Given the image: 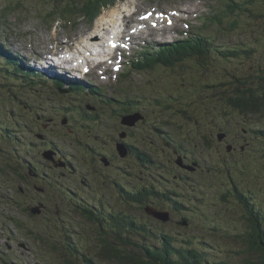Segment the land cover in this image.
I'll use <instances>...</instances> for the list:
<instances>
[{
  "label": "rangeland",
  "instance_id": "obj_1",
  "mask_svg": "<svg viewBox=\"0 0 264 264\" xmlns=\"http://www.w3.org/2000/svg\"><path fill=\"white\" fill-rule=\"evenodd\" d=\"M102 1L105 5L95 13L90 9L94 7L91 0H64V6L52 10L53 0H0V45L16 60L14 69L0 54V158L9 160L5 163L0 159V164L10 171L5 177L0 175V195H3L0 198V264H67L66 259L71 260L73 252L68 250L66 235L80 253L90 256L96 263L113 264L96 258L97 230L78 213L80 207L91 208L101 195L99 179L103 186L108 184L112 188V205L116 212L130 213L131 209L117 201L118 188L133 187V180L137 181L136 176L141 173L148 178L161 179L166 189L182 197L171 195L180 204L178 210L170 212V203L160 209L170 212V220L168 216L166 222L144 215L139 209L132 211L136 215L132 212L129 215L138 224L145 223L148 231L145 238L131 231L133 241L160 246L153 236L166 234L178 242L172 247L196 249L204 254L207 261L203 264H245L249 254L243 238L249 224L231 193L239 196L243 192L264 215V150L261 153L264 140L258 139L255 130L249 131L251 128L264 130V121L253 116L244 122L245 127L241 126L238 114L231 112L225 116L229 109L219 98L212 99L214 91L205 87L211 86L213 81L225 82L229 70L247 76L251 75L247 72L262 67L264 9L256 7L257 0ZM50 10L54 20H58L56 23L52 18L44 19ZM148 11L152 12L151 16L161 12L165 15L161 27L154 29L149 25L153 19L143 17ZM72 14L77 15L67 21L61 19V16L65 19ZM167 21L170 27L165 25ZM193 32L211 39L217 48L238 50L242 59L225 62L218 59L219 65L210 64L207 70L198 68L193 57L173 67L160 66L144 72L129 67L130 60L142 49L185 39ZM107 35L123 43L126 38L129 41L119 46L123 57L116 53L113 58L112 53L108 65L102 66L99 61ZM91 36H96V42L89 39L84 42V37ZM97 42L102 44L100 53L90 58L98 62L95 64L88 59L92 74L87 76L83 71L86 60L80 55L83 50L94 52L99 46ZM71 48L75 49L69 59L75 54L77 60L84 63L82 68L76 66V62L68 66L66 59L57 56L51 60L54 51L63 49L62 53L66 54ZM200 51L206 53L203 47ZM37 60L54 66L48 68L47 65L42 70L49 78L52 69L55 76L67 80L64 75L57 74L58 71L65 74L55 66L62 67L72 83L80 81L99 86L102 96H94L91 91L87 95V90L71 92L70 89L59 94L55 80L42 77L41 81L37 69H29L36 63L42 69ZM8 66L16 72L10 74V70H5ZM223 90L225 87L217 88L218 92ZM138 98L143 102L136 111L143 114L144 121L138 120L133 126L122 125L121 119L132 113L130 102H137ZM117 101L122 104L128 101L124 106L129 110L123 111L124 106L121 111L115 110V105L119 109L121 106ZM82 111L86 118L80 115ZM235 129H239L242 141L235 148L230 144L225 149L224 138L219 140L216 134L234 133ZM123 143L137 146L141 153L145 145H149L146 149L154 165L144 167L133 155H127L128 159L118 156L117 145ZM176 144L183 146L186 155L182 165L195 163L196 172H187L173 163L172 150H176ZM50 151L54 162L64 166L55 169L52 162L42 157L44 152ZM106 155L109 158L104 157ZM233 161L246 163L252 170L238 176L233 169L227 170ZM66 163L75 173L68 170L70 176L61 177L59 172L67 170L64 169ZM28 170L29 174L37 173V183L46 182L47 175L50 176L47 180L53 183H41V187L35 188L42 192V195L36 194V198L47 204L41 213L28 212L35 201L20 193L34 182ZM95 171L105 176H92ZM209 172L212 176L207 175ZM17 173L24 175L23 181ZM83 180L91 186L87 191ZM64 187L75 193L72 202L67 199V190L61 191ZM75 190L87 203L78 198ZM27 193L30 196L36 192ZM222 194L224 199H221ZM75 257L74 264H84L80 255Z\"/></svg>",
  "mask_w": 264,
  "mask_h": 264
},
{
  "label": "trees",
  "instance_id": "obj_2",
  "mask_svg": "<svg viewBox=\"0 0 264 264\" xmlns=\"http://www.w3.org/2000/svg\"><path fill=\"white\" fill-rule=\"evenodd\" d=\"M63 1L64 0H53L51 10L64 6L65 4ZM257 2L256 7L264 9V0H257ZM91 3L94 7L90 9H93L95 13L100 7L105 5L102 0H91ZM90 9L88 8V10ZM51 10L44 15V19L48 20L52 18L53 21H55L53 14H51ZM72 10L73 12L75 11L74 6ZM255 13L260 15L257 11ZM54 15L58 16V13L54 11ZM75 15L77 14H72L70 15L71 17L69 16L65 19L64 16H61V19L63 21H67V19L70 20ZM201 47L206 50V53L202 54L200 51ZM0 54L1 58L5 59L8 64L11 63L14 66V69H16V60L13 54L5 48V46L3 47L0 45ZM239 56L240 54L238 50H231L228 48L222 50L217 48L211 39H206L205 36L193 33V35L187 37L186 40H178L157 48L147 50L143 49L129 64L131 69L138 72H144L152 68L156 69L160 66L165 68L173 67L175 63L190 60V57H193L198 62V68L200 67L202 70H207L209 66H212L210 64H218V59H221L222 62L230 61L232 59H242ZM261 63L262 67L259 66L255 72H247L251 75L245 76L243 72L236 74L230 73L231 70H229V72H227L228 78L225 82L222 83L213 81L211 86L206 85L205 87L207 90L214 91L211 95L212 99L219 98L220 103L226 105L229 109V111L225 112L224 115H230L231 112L237 113L242 120L240 125L243 127L246 126L244 122H247V120L253 116H256V118L264 121V60H261ZM223 67L225 68V66ZM10 68L11 66H8L5 70L7 69L9 71ZM9 72L10 74H14L16 70H13L12 68ZM6 73L8 74V72ZM218 87H225V90L218 92ZM218 93L220 94V97H216V94ZM177 113L184 114L183 111H177ZM80 115H82L83 118H86V113L84 111H82ZM141 121H144V118H142ZM252 130H255L259 140H264L263 129H249V131ZM220 134L224 135L223 138L225 143L228 146L232 144L234 148L242 141L243 138L242 135L239 134V129H235L234 133L229 134L220 132L216 134V136ZM236 138L238 140L234 141ZM124 146L127 150V155H133L135 159L142 162V166L147 167L149 164L154 165L155 162L150 161L151 158L148 155L149 149H146L149 145H145L144 153H141V150H139L137 146L133 147L134 145L132 146L128 144H124ZM261 146L264 147V145ZM179 149L180 148L176 145V150ZM230 153L233 155L237 154L235 151H231ZM124 158L128 159V156ZM1 160L5 163L6 161L9 163V160ZM192 164H194V170L191 172H196L197 166L195 163ZM238 164L239 163H236V161H233L231 166L227 167V170L230 171L233 169L234 173L238 176L249 173L252 170V166L247 165L246 163L241 162L239 165ZM210 172H212L213 175L215 170L213 169ZM210 172L207 173L208 176H212ZM8 173H10V171L6 169V166L4 164H0V175L5 177ZM17 175L20 180H24L23 174L17 173ZM145 175V173H141L140 176H136L137 181L135 179L133 180L135 181L133 187L128 189L119 187L117 201L125 204V208L131 209V212L136 209H139L140 211L142 210L144 215H147L145 213L146 207H151L156 211L163 212V210L160 209L163 208L165 203L171 204L169 206L170 212L178 210L180 204L171 198V195L182 196L176 195L172 192V190L166 189L163 184H161V179H152V177L148 178ZM167 181L169 182V179ZM231 196L233 200L239 203L238 205L244 216H247L246 222L249 224L243 238L245 241V248L249 254V257L245 258V264H264V215L260 213V207L254 202H250L249 199L245 197L243 192L239 196L231 193ZM2 197L3 195H0V198ZM110 197L112 198L111 195ZM221 199H224L223 194L221 195ZM8 203H11V201L8 200ZM100 205L103 204L99 201L91 206L90 209L81 210V213L79 212L78 214L81 215L85 221L91 222L97 230V240L99 245L97 246L95 255L96 258L101 261L112 262L113 264H203L207 261L206 256L196 249L193 250L191 248H184L183 250H178L177 248L172 247L173 245H178V242L166 234H160L159 237L153 236L158 240L160 246H151L145 243H142L141 245L138 244L133 241L131 231L138 236L143 237L144 235L145 238V235L148 234L145 223L140 225L135 222L134 218L131 216L132 214L136 215L133 212L132 214L131 212H116L117 210L115 207L109 209L104 205L100 207ZM98 207L100 208L98 209ZM166 212L170 217V212L167 210ZM66 236L67 238H65V240L68 241V250L73 252V257H71L72 259H66L67 264H74L76 258L75 255H80L84 264H99L96 263V261L90 256L80 253L76 247L73 246L75 244L71 241V238L68 235ZM61 254L63 255L64 252H61Z\"/></svg>",
  "mask_w": 264,
  "mask_h": 264
},
{
  "label": "bare ground",
  "instance_id": "obj_3",
  "mask_svg": "<svg viewBox=\"0 0 264 264\" xmlns=\"http://www.w3.org/2000/svg\"><path fill=\"white\" fill-rule=\"evenodd\" d=\"M119 18V17H118ZM120 28V27H119ZM102 37H104L103 35H102ZM105 38V37H104ZM87 39H89L88 41H90V42H96V40L95 39H97L96 38V36H91V37H89V38H85L84 37V42L85 41H87ZM111 40L113 41V40H117L114 36H112V38H111ZM98 43V45L99 46H97L96 48H95V51L94 52H92V51H89V50H86V51H84L83 49V51L81 52V53H83L84 55H82V57L86 60V67H88L89 66V64L87 63V61H88V59H91L90 57L91 56H94L95 54H99L100 53V48H102V44H100V42H97ZM109 43H110V35H107L106 36V39L105 40H103V44H104V52H103V55H102V57H101V60H100V64L102 65V66H105V65H108V59H110V55L113 53V50H112V47H111V45H109ZM89 45H91L90 43H88ZM89 45H85L86 47L87 46H89ZM92 54V55H91ZM67 55V56H66ZM74 55V59L72 58V59H69V57H71L72 56V52L69 50L66 54H65V56H63V57H61V59H66L67 60V65L68 66H70L71 64H75V62H76V66H78L79 68H82L83 66H84V63L82 62V61H79V60H77V57L75 56V54H73ZM80 55V53H78L77 54V56H79ZM47 56H48V54H47ZM89 57V58H88ZM98 57V56H97ZM49 58V57H48ZM58 58H60V57H58ZM77 60V61H76ZM91 60H93V62H95V64H97V62H98V59H96L95 58V60L94 59H91ZM38 62H39V64H42L41 65V79H42V81L44 80L42 77H44V78H46V79H48V81H54L55 80V85H58V87H59V94H64L65 92H64V89L65 90H80L81 88H83V86H85V84H88L89 86H90V88H91V90L94 92V94H95V96H102V93H101V90H100V88H99V86H94L93 84H90V83H87V82H85V83H79L80 81H76V82H74V83H72L70 80H71V77L70 76H68L67 75V72L62 68V67H58V66H55L56 68H60L63 72H65V74L64 73H61L60 71H58L57 72V74L59 73L60 75L62 74V75H64L65 76V78L67 79V80H64V78L62 77V76H55V72H54V70H52V69H50L49 70V73H51L52 74V77H48V76H46L47 74L46 73H44V71H42L43 69H45V67L47 66V65H49V63H47V62H43V61H41V60H37ZM50 61V60H49ZM37 65H38V63H37ZM56 65V64H55ZM48 68H54V66H51V65H49V67ZM80 70V69H79ZM46 71V70H45ZM122 75H123V73H121ZM43 75V76H42ZM75 75H73L72 77H74ZM123 77H125V76H123ZM50 79V80H49ZM77 79V78H76ZM69 80V81H68ZM66 81V82H65ZM85 95V94H84ZM121 97V96H120ZM129 98V97H128ZM131 99H128V101H130ZM138 100L139 101H137V102H130L131 103V105H130V103H129V105H130V108L131 109H133L132 110V113H130L129 115H127V116H133V117H135L136 116V114L137 115H139L140 116V118H139V120H141L142 118H144V116H143V114H141V112H138V111H136L137 109H138V106L140 105V103L141 102H143L142 100H140V98H138ZM128 101H125L123 104L122 103H119L118 101H117V103H119L121 106H120V109L119 108H117L116 107V105H115V110H119V111H121V107L122 106H124ZM148 101V100H147ZM97 102V101H96ZM101 101H99L98 103H100ZM116 102V101H115ZM102 103H104L105 105H106V103L107 102H104L103 101V97H102ZM136 103H138V104H136ZM160 103V102H159ZM135 108H134V107ZM64 109H65V107H63ZM123 111H126V110H129V109H126V107L124 106L123 108ZM112 110V109H111ZM135 111V112H134ZM111 112V111H110ZM127 116H124V117H127ZM123 117V118H124ZM142 117V118H141ZM103 121V120H102ZM121 121H122V119H121ZM121 121H120V123H121ZM122 124V123H121ZM123 125V124H122ZM166 149H167V147H166ZM156 155V154H155ZM172 155H174L175 156V159L174 160H176V159H178V158H181L182 157V155H180V153L179 152H177V150H172ZM152 160V159H151ZM148 216V215H147ZM151 217V216H150ZM153 218V217H152ZM169 220H170V217H169Z\"/></svg>",
  "mask_w": 264,
  "mask_h": 264
},
{
  "label": "flooded vegetation",
  "instance_id": "obj_4",
  "mask_svg": "<svg viewBox=\"0 0 264 264\" xmlns=\"http://www.w3.org/2000/svg\"><path fill=\"white\" fill-rule=\"evenodd\" d=\"M104 157H107V158H109L107 155L106 156H104ZM111 163V162H110ZM112 164V163H111ZM110 166H112V165H110ZM56 169V168H55ZM64 169H67L66 171L64 170V172H59V176H61V177H64V176H66V177H69L70 175L68 174V172L70 171L69 169H68V167H67V163H66V166L64 167ZM69 170V171H68ZM29 172H30V170H28V176H30V177H32V179H33V181L34 182H32L31 184H29V186H27V188H25V189H22V192H20L21 194H24V196H27V199H29V200H31V201H35V202H33V206H35V205H38V204H43V206H42V209H41V212L44 210V209H46V207L47 206H45V205H47L46 204V202L45 201H43V200H40V199H37L36 198V194L38 195H42V192H38V191H36L37 189H35L36 187H41L40 186V184L41 183H46L47 185L49 184V185H52L53 183L52 182H50L49 180H47V178H49L50 176H48L47 175V177H46V179H45V181L46 182H38L37 183V181H38V178H37V173H31V174H29ZM70 173H75L74 171H70ZM80 175V174H79ZM92 176H95V177H97V178H101L102 176H105L103 173L101 174V172H99V171H95L94 172V174L92 175ZM73 178H76V182L77 183H79L78 182V177H76V176H74ZM80 179V178H79ZM100 181L98 182V192L99 191H101V195H102V197H101V195H99V198L97 197L96 198V200H95V202L93 203V204H91V205H94V204H96V203H98L99 201L105 206V207H108L109 209L110 208H113V205H112V198L110 197V195L112 194L111 193V190H112V188L111 187H109L108 186V184H107V186L105 187V186H103V183H102V179H99ZM83 181H85V189H86V191H87V189L89 190L90 188H91V186H89L88 185V181L87 180H83ZM82 181H80V183H81ZM27 183H28V180H27ZM89 186V187H88ZM114 186H115V184H114ZM88 187V188H87ZM29 188H31V189H29ZM76 189H78L77 187H76ZM84 189V190H85ZM24 190V191H23ZM32 190L34 191V192H36L35 194H31L30 196H28V194L29 193H27V191H30V193L32 192ZM43 190L45 191V188L43 187ZM65 190H67V195H68V197H67V199L69 200V202H72V199H74V197L72 196V195H74L75 193L74 192H72L71 190H69V188H67V187H64L61 191H65ZM75 192H77V194H78V198L80 199H83L86 203H87V200L86 199H84L83 197H81L80 195H79V193H78V190H75ZM80 192V191H79ZM27 193V194H26ZM91 194H92V192H91ZM96 197V196H95ZM95 197L94 198H92V199H95ZM87 207V206H86ZM83 208V207H80V209L83 211V210H87V209H90V208ZM27 209V208H26Z\"/></svg>",
  "mask_w": 264,
  "mask_h": 264
},
{
  "label": "water",
  "instance_id": "obj_5",
  "mask_svg": "<svg viewBox=\"0 0 264 264\" xmlns=\"http://www.w3.org/2000/svg\"><path fill=\"white\" fill-rule=\"evenodd\" d=\"M139 118H140V116L137 115V114H136L135 117H133V116H127V117L122 118L121 123L123 125L133 126L135 124V122L139 120ZM223 137H224L223 135H218V139L219 140H222ZM116 151H117L118 156H120L122 158L125 157V156H127V150H126L124 144L117 145ZM42 157L45 160L52 162V164L54 165L55 168L60 167V166H64V164H61V163H58L57 164V163L54 162V160L52 159V152L51 151L50 152H44L42 154ZM176 164L179 167H181L183 169H186L188 171H193L194 170V168H191V167L182 165L181 159L176 160ZM42 206H43V204L40 203L39 205H36L31 210H29V212L32 213V214H36V213H39V211H40V213H41ZM145 213L148 216H151V217H153V218H155V219H157V220H159L161 222L168 221V216L169 215H168L167 212L156 211L153 208L148 207V208L145 209Z\"/></svg>",
  "mask_w": 264,
  "mask_h": 264
}]
</instances>
